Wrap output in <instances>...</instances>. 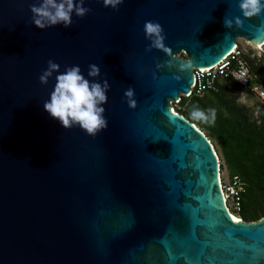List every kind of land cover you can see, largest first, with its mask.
<instances>
[{
  "label": "water",
  "instance_id": "water-1",
  "mask_svg": "<svg viewBox=\"0 0 264 264\" xmlns=\"http://www.w3.org/2000/svg\"><path fill=\"white\" fill-rule=\"evenodd\" d=\"M239 2L85 0L71 27L41 30L38 0H0V264H264V217L230 215L212 144L170 106L237 39L264 45V12L244 18ZM146 21L170 54L145 51ZM49 60L90 80L95 64L108 81L95 138L44 110L59 74L40 84Z\"/></svg>",
  "mask_w": 264,
  "mask_h": 264
},
{
  "label": "clouds",
  "instance_id": "clouds-1",
  "mask_svg": "<svg viewBox=\"0 0 264 264\" xmlns=\"http://www.w3.org/2000/svg\"><path fill=\"white\" fill-rule=\"evenodd\" d=\"M124 0H103L105 8L118 10ZM85 0H38V3L30 5L32 13V22L38 29H46L63 25L69 28L73 24V13L77 18L85 17L91 9L85 8L83 5ZM239 10L244 18L258 17L264 12V0H240ZM224 26L228 29L233 27V21L225 20ZM235 27H243V21L235 18ZM144 33L146 39L150 41V46L145 51H157L170 54L171 50L166 47L163 27L159 22L146 21L144 23ZM171 67V62L166 64ZM165 65L157 64V68ZM55 73L54 89L50 94L49 100L43 104L44 110L52 119L57 120L65 130H71L73 126H78L88 136L95 138L97 134L104 131L108 127V121L105 118V105L108 102L107 92L110 85L107 80L101 84L96 82L100 76V69L97 65H89L88 77L81 72L79 66L67 67L63 73H60V66L48 61L45 71L39 76L41 85H47L49 79ZM175 79L179 80L177 76ZM124 96L128 106L131 109L137 107L135 100V91L131 87L128 88ZM191 116L195 120H203L207 122L208 118L199 108H194ZM214 116V113H213Z\"/></svg>",
  "mask_w": 264,
  "mask_h": 264
},
{
  "label": "trees",
  "instance_id": "trees-1",
  "mask_svg": "<svg viewBox=\"0 0 264 264\" xmlns=\"http://www.w3.org/2000/svg\"><path fill=\"white\" fill-rule=\"evenodd\" d=\"M250 72L254 81L264 86V69L251 65ZM227 83L234 82L223 81L216 85L215 91L206 93L205 102L211 104L204 106L208 108L209 122L199 120L198 126L216 142L229 174L238 176L244 184L239 218L254 222L264 217V103L258 101L254 110L237 103L235 96L227 97L224 93ZM243 90L250 93L247 88ZM191 98L200 100L196 96ZM187 111L186 119L193 123L192 111Z\"/></svg>",
  "mask_w": 264,
  "mask_h": 264
},
{
  "label": "built area",
  "instance_id": "built-area-1",
  "mask_svg": "<svg viewBox=\"0 0 264 264\" xmlns=\"http://www.w3.org/2000/svg\"><path fill=\"white\" fill-rule=\"evenodd\" d=\"M237 40L233 48L218 63L203 70H193V84L186 97H200L207 92L215 91L218 83L232 81L241 89H249L260 103H264V86L254 81L255 77L250 72L246 55ZM220 188L226 206L229 203L239 212L240 199L244 193V184L240 178L230 175L225 182H220Z\"/></svg>",
  "mask_w": 264,
  "mask_h": 264
},
{
  "label": "rangeland",
  "instance_id": "rangeland-1",
  "mask_svg": "<svg viewBox=\"0 0 264 264\" xmlns=\"http://www.w3.org/2000/svg\"><path fill=\"white\" fill-rule=\"evenodd\" d=\"M237 41H238L239 46L243 49V51L246 55L249 67L251 65H253V66H256L260 69L261 68L264 69V45H262L260 48H255V47L247 44L246 41H244L242 39H238ZM224 87H225L224 93L226 94L227 97H230L233 95V96H235V101L237 103L244 104L253 110L256 108V105L258 104V100L253 94L245 92L243 89H241L238 85H236L234 83H227V84H225ZM205 96H206V93L203 94L202 96H200L199 97L200 100L197 102V101H194L191 98V96L190 97H185V96L183 97V96L179 95V100L170 103V106L175 113H177V114L181 113L182 116L185 118H186V113L188 112L187 111L188 109H190L192 111L194 108H199L200 110H202L205 113V115L207 116V118L209 120V116L207 115V109L208 108L205 109L204 106L210 107L211 104H206ZM182 101H183V104L180 105V103ZM208 120L206 123L209 122ZM198 122H199V120L193 119L192 124L204 134V136L208 139V141L214 147L216 155H217V159H218L220 182L223 183L227 180V178L230 176V174H229V172H228V170L224 164V161L221 157V153L219 151V148H218L216 142L214 141V139L207 137V135H208L207 131L205 129H203L202 127H199ZM227 209L231 214H233L234 216L239 218L238 211L234 210L229 203L227 204Z\"/></svg>",
  "mask_w": 264,
  "mask_h": 264
},
{
  "label": "bare ground",
  "instance_id": "bare-ground-1",
  "mask_svg": "<svg viewBox=\"0 0 264 264\" xmlns=\"http://www.w3.org/2000/svg\"><path fill=\"white\" fill-rule=\"evenodd\" d=\"M247 44H249L248 42H246ZM249 45H251V44H249ZM251 46H253V45H251ZM262 46V45H261ZM261 46H253V47H255V48H260ZM173 111V110H172ZM234 219H238L236 216H233L232 214H230Z\"/></svg>",
  "mask_w": 264,
  "mask_h": 264
}]
</instances>
